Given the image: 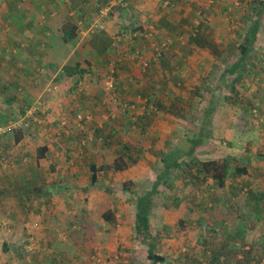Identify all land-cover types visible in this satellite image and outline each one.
<instances>
[{"label":"rangeland","instance_id":"obj_1","mask_svg":"<svg viewBox=\"0 0 264 264\" xmlns=\"http://www.w3.org/2000/svg\"><path fill=\"white\" fill-rule=\"evenodd\" d=\"M14 1L0 0V75L29 68L28 93L37 90L43 101L30 100L25 116L1 122L19 119L29 134L1 174L25 170L38 178L42 172L49 180L44 195L31 196L28 187L16 191L18 197L7 194L15 204L29 195L30 205L12 203L17 211L8 214L0 204V264H41L34 260L39 255L44 264H152L149 244L136 236V202L164 174L167 153H179L187 165L160 180L154 198L161 264H264V12L251 57L240 61L258 1L106 0L98 14L97 1H88L92 8L80 0L86 15L67 12L71 0H60L64 13L45 1L17 0L21 21L9 10ZM65 18L80 33L71 51L58 38ZM98 22L104 30L94 33ZM198 28L213 46L193 42ZM168 39L173 44L155 59ZM67 62L87 72L63 76ZM31 67L43 69V77L32 79ZM112 72L116 88L109 91ZM80 115L90 117L80 121ZM10 136L4 144L15 147ZM43 143L50 159L36 165ZM192 147L196 162L189 159ZM120 156L129 163L123 172L100 170L92 182L91 164L111 165ZM224 156L234 157L236 167L245 162L249 173L222 187L196 178L199 162ZM129 180L136 184L133 194L124 188ZM64 186L70 187L65 194ZM179 199L186 233L178 232ZM108 208L116 221L103 218Z\"/></svg>","mask_w":264,"mask_h":264},{"label":"trees","instance_id":"obj_2","mask_svg":"<svg viewBox=\"0 0 264 264\" xmlns=\"http://www.w3.org/2000/svg\"><path fill=\"white\" fill-rule=\"evenodd\" d=\"M31 1H34V0H31ZM44 1L46 5L47 3L49 4L52 3L54 5L52 9L56 11L57 13H63L64 10L61 8V5H64V4L62 2L60 3V0H49L50 2H47L46 0ZM85 1H87V4L90 7H92L91 3L92 4L94 3L93 1H97V3L95 4H97V7H98L97 10L99 9L98 14H100L101 12L100 10L103 9L102 7L108 4L106 0H85ZM85 1L82 2L80 0H71L70 2L69 1L67 2L66 0H64L63 2H67V4L69 5L71 3L68 9L69 11L67 10V12H70L71 10L82 9L83 13H85L86 15H89L87 9L84 8ZM88 1L91 3H88ZM257 1L259 3V4H256L257 5L256 11H257L258 16H257L255 23L251 26V29H249L245 43L240 45L242 47V54H243V57L241 58L240 61H245L246 59H250L252 50H253L252 46L254 45V43H256V39L259 34V29H260V24H261L260 21H261L263 12H264V0H257ZM9 10L10 12L15 11L16 14L21 17L20 21L22 20L23 15L21 11L18 10L17 0L10 3ZM64 15L66 14H61V16H64ZM64 20H66V18L63 19V24H62L61 29L59 30L60 35L58 36V38H59L61 45L66 47L67 50L71 51L70 45L75 44L76 39L77 40L79 39L80 33L78 32L79 29L76 26L71 25L72 23L64 24ZM198 30L199 28L196 30L197 33L194 35L193 40L195 39V41L193 42H195V44L197 45L203 46L205 43H208L210 47L213 46L211 41L205 35L204 36L206 38L203 35L199 34L200 31ZM176 42L180 44V41L178 39H176ZM17 45L24 46L23 42H17ZM2 51L5 52L6 50H2ZM58 55H59V52L57 53V56ZM65 55L68 56V54L66 53ZM237 67L239 66L237 64H234L233 69L237 70ZM86 72H87L86 70L81 68L80 63H73V62H67L63 66V69H62V75L66 77H74L76 75L83 76ZM112 76L115 78V82H116V76H114L113 73H112ZM21 111H22L21 112L22 116H25L26 110L23 108ZM84 116L86 118L88 115H84ZM254 116H257V115H254ZM202 129H204V127ZM26 136H29V134L23 128L16 129V133H15L16 142H20ZM193 143L197 147L200 146V144L198 145L199 143L198 140H194ZM193 153H194V147L191 148L190 153H189L190 162L197 161L195 160L196 158ZM46 154H48L47 146H43L38 149L39 158L45 157ZM164 155H165V157H163L164 174L159 175V177L157 178V182H156L157 184L155 183L153 187V191L148 192L146 195L141 196L136 202V209H137L136 225H135L136 236L140 239L146 240L147 244H149L148 259L152 262V264H161L166 261V258L164 256L156 253L158 237L157 235L155 236L156 227L154 226V223H152V220H151L152 218L151 214L153 213V202H154V198L156 196L157 190H158L157 188L160 184V180L163 181L166 178V176H168V174L172 171V169L180 168L181 164L187 165V161L183 159L184 157H179L180 156L179 153L177 156H175L174 153H167ZM179 158L183 160L182 161L183 163L180 162ZM234 160H235L234 157L231 158V156H224V157H218V158H211V159L199 162L198 167H199V172L201 174H196L197 175L196 178L199 179V176H201V180H203V183L204 182L208 183L209 180H211L212 182L217 183L219 187H222L225 185L227 180H233L236 177L243 176L249 173V166L245 162L243 163V165L236 167V166H233V163H232ZM128 166H129V163L125 161L122 156L115 159L111 165H103L102 167H98L97 164L93 163L90 165V168L92 170V182L93 183L97 182L98 172L100 170L108 169V170H113L119 173V172H123ZM124 188L125 190L130 191V193L133 194V191L136 189V184L132 182L131 180H129L124 183ZM181 203L182 202L180 201V199L178 200V203H176L177 208L181 206L179 209L180 211H179V217H178V226L180 227L181 230L186 231L187 230L186 220H185L186 213L183 207L184 205H181ZM102 216L108 222L116 221L115 211L111 208L106 209V211L103 212ZM112 262H113V259H112Z\"/></svg>","mask_w":264,"mask_h":264},{"label":"crops","instance_id":"obj_3","mask_svg":"<svg viewBox=\"0 0 264 264\" xmlns=\"http://www.w3.org/2000/svg\"><path fill=\"white\" fill-rule=\"evenodd\" d=\"M36 1H40L41 2V1H44V0H36ZM63 13H64V11H63ZM14 44H16V43L14 42ZM73 50H74L73 52L75 54V51H76L75 47H73ZM76 61H79V60L77 59ZM3 65H4V63L1 64V66H3ZM24 68H25V71L22 70L23 67L19 71H12L11 73H9L8 71H4L2 74H5L6 72H8V76H5L6 77L5 79L2 78V75H0V87H1V85H4V89L0 88V94H3V93L5 94V97L0 96V120L5 117L2 121H0V126L2 125L1 122H6L7 123V121H6L7 118L12 117V116H17L19 113L22 114L21 110L23 108L25 110H27L29 108L28 107L29 106L28 102L30 100H31V102L33 101L34 103H37V102L39 103V101L40 102L43 101V95L42 94L38 95L37 90L34 89L32 94L28 93L29 89H28L27 84L30 83L28 78L31 77V76L26 75L27 72H29V68L28 69L26 67H24ZM31 68H32V72L31 73H35V78H32V79H38L39 76H42V71H44L43 69H39V67H36V68L31 67ZM5 69H6V67H5ZM41 79L42 78H39V81ZM13 84L17 85L16 89L14 88ZM24 85L26 86V89H25ZM36 95H38V96H36ZM15 133H16V129L11 131L10 133H7V134L3 135L0 138V204L5 203L4 210L5 211L8 210V214H11L10 212H12V211H14V212L17 211V208L14 207V206L17 205L18 201H19L20 205L21 204L30 205L31 203L28 201V198H30L31 196H34V195H42V194L44 195L45 191H46V189L44 188V184L47 182V180H49V178L47 177V174L46 173L44 174L42 172L40 173V177H38V178L37 177H33L32 174H29L25 170H20V173H19L18 170H16L13 173H12V171H7L6 173L1 174L2 170L6 171V169H9L11 167V165H10L11 163L8 164V162H10V158H12L11 154H13V152H16L15 149L18 150L19 147L22 146V144H23V146H25L24 141L26 140V137H28V136L24 137L20 142H16V140L14 139L13 140V144H14L15 147H9V146L4 144L6 142L5 138L7 136H8L7 138H9V135L11 134L10 139L12 140L13 137L15 136ZM43 146H47V145H45V143H43L42 146H38V148H37V155L35 156V164L36 165H38L39 163L41 164L43 162V160H45V158L50 159L49 154H46V156L43 157V158H39L38 157V149L40 147H43ZM47 148H48V152H49V147L47 146ZM6 151H8V152H6ZM5 155H6L8 160L4 159L5 157H3V156H5ZM16 155L17 154H15L14 156H16ZM21 156H24V155H21ZM2 162H3V164H2ZM4 162H7V164H8L7 167L8 168L6 167L7 164H4ZM249 169H250V167H249ZM40 171H42V170H40ZM41 178L43 179V181L39 182V180ZM59 180H61V179H59ZM25 181H27V182H25ZM2 182L5 183L3 187L1 186ZM28 183H33V184H32L31 187H29ZM35 183H37V184L34 185ZM27 187H28V194L30 195V193H32V195L30 197H28L29 195H25V196H27V198L25 200L20 197L21 199L20 198L15 199L16 204L14 202H11V198H9L7 194L12 193V194H14V196H17L16 195V191H18L19 189L22 190V191H26ZM49 190H51L53 202H55L57 204L58 203V199L55 200V198H54L55 193H53V190L51 188H49L48 191ZM69 191H70V187H65V186L63 187V193L64 194L69 192ZM47 194H50V192L47 193ZM3 195H7L6 199L2 198ZM12 203H13L14 206L12 205ZM35 203L37 204V202H35ZM89 224H91V223H89ZM103 224H104V226L106 225V223H103ZM45 226H46V224H45ZM186 226H187V223H186ZM170 227H173V224H171ZM180 230L181 229L179 227L178 232ZM181 231H183V230H181ZM186 232L187 231H185V233ZM45 234H46V232H45ZM182 235H184V234H182ZM157 236H159V233H158ZM173 240H171V243L173 242ZM5 246H7V245L5 244ZM7 247H9V246H7ZM67 249H68L67 253L69 255L74 253L75 250H76L75 248L73 249V246H72V248L69 247ZM65 254H62V255L65 256ZM54 257L55 256L52 255L51 259H53ZM11 258L12 257H7L8 260H11ZM57 258H60V256H58ZM34 260L37 261V262H41V264L45 263V261H43V258L40 255L39 256H35Z\"/></svg>","mask_w":264,"mask_h":264},{"label":"built area","instance_id":"obj_4","mask_svg":"<svg viewBox=\"0 0 264 264\" xmlns=\"http://www.w3.org/2000/svg\"><path fill=\"white\" fill-rule=\"evenodd\" d=\"M105 12H102V17L103 16H105ZM91 29L93 30V32L94 33H96V32H100V31H102V30H104V26L101 24V23H94L93 25H92V27H91ZM195 35V34H194ZM171 44H173V41L171 40V39H168V40H166L164 43H162L157 49H156V55H157V57L155 58V59H158V58H161L162 56H163V53H164V51L171 45ZM113 73V72H112ZM110 78V77H109ZM115 84H116V82H115V78L112 76V78L111 79H109V81H107V83H106V86H107V89L109 90V91H114L115 90ZM257 112H258V110L257 109H253L252 110V113L254 114V115H257ZM27 116H30V115H28L27 114ZM84 116V115H83ZM82 115H80L79 116V118H80V121H82V120H84V118H85V116L83 117ZM90 116H87L86 118H89ZM29 119V117L26 119V123L24 124V126H25V128L28 126V124H27V120ZM18 120L19 119H15L14 121H10L9 123H8V125H6V126H3V127H0V138L3 136V135H5V134H7V133H10L11 131H13V130H15V129H17V128H23V121L21 122V121H19L18 122ZM4 164H7V162H4ZM36 226H37V224H36Z\"/></svg>","mask_w":264,"mask_h":264}]
</instances>
